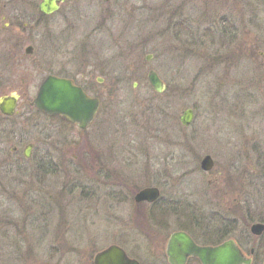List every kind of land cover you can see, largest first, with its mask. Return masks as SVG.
I'll return each mask as SVG.
<instances>
[{"label":"rangeland","instance_id":"rangeland-1","mask_svg":"<svg viewBox=\"0 0 264 264\" xmlns=\"http://www.w3.org/2000/svg\"><path fill=\"white\" fill-rule=\"evenodd\" d=\"M40 1L8 0L7 8L36 16ZM63 8H82L88 34L101 8L118 14L114 28L109 21L97 34L100 43L89 42L91 33L87 45L72 36L61 47L77 73L89 48L88 79H103L102 106L83 134L20 109L29 142L50 148L62 167L37 183L24 173L18 197L0 195V264H90L118 244L128 198L145 188L193 198L216 229L238 219L232 238H242L244 221H263L264 0H68ZM43 21L34 44L41 59L54 52ZM150 71L167 85L163 94L150 87ZM46 77H24V107ZM186 110L194 112L189 127L180 121ZM206 156L215 162L209 172L201 169Z\"/></svg>","mask_w":264,"mask_h":264},{"label":"flooded vegetation","instance_id":"flooded-vegetation-1","mask_svg":"<svg viewBox=\"0 0 264 264\" xmlns=\"http://www.w3.org/2000/svg\"><path fill=\"white\" fill-rule=\"evenodd\" d=\"M7 5L8 0L2 10L5 14H2V22H0V88H9L11 94L0 98L15 96L17 105L11 116L3 114L0 110V195L10 191L18 197L24 185V173H32L33 182L37 183L41 173L51 174L56 167H62L56 162L59 157L50 148L40 149L34 140L29 142V134L24 133L23 114L20 109L23 107L31 114L76 128L82 132L81 134L89 130L101 110L102 94L98 92L97 87L103 84V79L98 77L95 82L92 80L93 72L88 71V62L91 58L89 48L80 54L84 67L82 65L79 70L81 72L77 73L71 70V53L62 51L61 47H65L64 44L69 43L72 36L80 38L84 45H87L91 33L92 38L89 42L100 43L98 40L100 37L97 34L100 35L103 32L102 29L109 21L111 22L109 27L114 28L113 23L118 14L112 8H101L97 19L102 22L98 21L92 32L88 34L87 22L85 23L86 13L82 8H63L64 5H61L57 11L49 15L42 14L37 8V14L33 16V12L26 11L24 8H7ZM138 11L141 14L142 10L138 9ZM147 17L145 14V18ZM46 19L49 20L48 32L54 43L52 49L54 52L49 58L41 59L38 54L35 55L34 44L37 43L40 35L39 28ZM113 33H111L112 36ZM28 43L32 45L26 46ZM40 74L47 75L42 84L48 77L66 79L80 87L90 98L100 101L99 112L88 129L81 130L77 125L65 121L60 116H48L41 113L32 105L35 98L27 102L28 108L24 107L23 96L19 94L27 90L24 77ZM77 74H79V80L76 77ZM88 77L92 78L89 80ZM33 128L35 133L38 132L39 126ZM141 190L143 189L128 198V201H131L128 223L125 229L117 231L118 244L113 245L122 249L133 264H203L199 257L191 254L194 246L209 249L230 240L236 243L247 258L252 259L251 264H264V234L257 238L251 235L247 230L251 224L248 227L247 222L244 221L245 228L240 233L242 238H232L233 233H236L238 229L237 226L241 223L238 219L223 220L216 229V224L212 221L213 213H206L205 208L198 203L190 202L193 198L163 197L159 189L161 196L156 201L137 202L136 196ZM175 235H178L175 245L170 248ZM252 239L257 240L258 244L252 245L249 242ZM95 257L90 264H95ZM109 264H125V262H109Z\"/></svg>","mask_w":264,"mask_h":264},{"label":"water","instance_id":"water-1","mask_svg":"<svg viewBox=\"0 0 264 264\" xmlns=\"http://www.w3.org/2000/svg\"><path fill=\"white\" fill-rule=\"evenodd\" d=\"M66 0H42L38 8L44 15H49L60 8V5ZM30 52V50H29ZM148 60L151 57L147 58ZM148 81L155 92L164 93L167 86L162 82L155 71L148 75ZM17 105L15 96H6L0 98V110L5 115H13ZM33 107L41 113L48 116H60L64 120L76 124L80 129H87L93 123L99 108L100 101L90 98L80 87L73 84L72 81L48 77L32 103ZM194 113L192 110H186L180 121L184 127H189L193 121ZM215 163L210 156L203 158L201 169L205 172L212 171ZM161 196L158 188H146L141 190L136 201L154 202ZM252 235L260 237L264 233V224L256 223L250 228ZM175 235L170 243V248L175 245ZM191 252L192 255L199 257L203 264H251L252 260L247 258L238 248L233 240H230L218 247L201 249L196 246ZM125 262L133 264L125 252L116 246H112L104 252L98 254L95 258V264H109V262Z\"/></svg>","mask_w":264,"mask_h":264},{"label":"trees","instance_id":"trees-1","mask_svg":"<svg viewBox=\"0 0 264 264\" xmlns=\"http://www.w3.org/2000/svg\"><path fill=\"white\" fill-rule=\"evenodd\" d=\"M261 222H264V221H261Z\"/></svg>","mask_w":264,"mask_h":264}]
</instances>
